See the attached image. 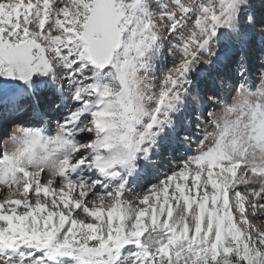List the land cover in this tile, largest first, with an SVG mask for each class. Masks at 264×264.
I'll list each match as a JSON object with an SVG mask.
<instances>
[{
    "label": "snow or ice",
    "instance_id": "snow-or-ice-1",
    "mask_svg": "<svg viewBox=\"0 0 264 264\" xmlns=\"http://www.w3.org/2000/svg\"><path fill=\"white\" fill-rule=\"evenodd\" d=\"M0 264H264V0H0Z\"/></svg>",
    "mask_w": 264,
    "mask_h": 264
},
{
    "label": "rangeland",
    "instance_id": "rangeland-1",
    "mask_svg": "<svg viewBox=\"0 0 264 264\" xmlns=\"http://www.w3.org/2000/svg\"><path fill=\"white\" fill-rule=\"evenodd\" d=\"M211 110V109H210ZM55 130V126L53 125V131Z\"/></svg>",
    "mask_w": 264,
    "mask_h": 264
},
{
    "label": "bare ground",
    "instance_id": "bare-ground-1",
    "mask_svg": "<svg viewBox=\"0 0 264 264\" xmlns=\"http://www.w3.org/2000/svg\"><path fill=\"white\" fill-rule=\"evenodd\" d=\"M257 2H258V0H257Z\"/></svg>",
    "mask_w": 264,
    "mask_h": 264
}]
</instances>
